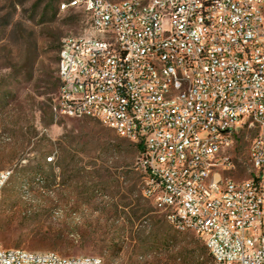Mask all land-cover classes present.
<instances>
[{
    "label": "built area",
    "instance_id": "1",
    "mask_svg": "<svg viewBox=\"0 0 264 264\" xmlns=\"http://www.w3.org/2000/svg\"><path fill=\"white\" fill-rule=\"evenodd\" d=\"M92 2L93 34L60 48L68 64L59 72L67 82L59 85L58 111L82 110L80 119L99 120L141 145L144 197L169 224L195 225L217 264H264V0H161L145 26H137V11H151L153 0L149 9H142L141 0L124 8ZM162 2H170V10H162ZM245 5L263 7V15H247ZM161 12H169V19L161 20ZM107 14H114V25H107ZM90 20H100L101 30H93ZM99 33H108V41L109 34L118 35L112 53H105ZM162 43H169L168 73L175 74L168 81L171 92L172 83L184 82L182 65L196 75L195 93L172 92L181 97L178 108L162 101L160 86L152 87L153 47ZM73 52L82 54L84 74L71 65ZM172 52H181V60L172 59ZM171 62H178V70H171ZM71 83L84 87V101L76 100ZM199 87H206L205 96H198ZM60 103H70V110H60ZM117 114H124V122H117ZM243 127L256 131L249 148L253 178L236 185L226 173L236 169L232 150ZM188 149H196V159L188 158ZM220 149H227V158L212 159ZM191 162L199 163V174H192ZM10 174L0 171V199ZM150 186L159 187L158 197L150 196ZM0 264H99V257L63 262L57 253L33 257L0 245Z\"/></svg>",
    "mask_w": 264,
    "mask_h": 264
},
{
    "label": "rangeland",
    "instance_id": "2",
    "mask_svg": "<svg viewBox=\"0 0 264 264\" xmlns=\"http://www.w3.org/2000/svg\"><path fill=\"white\" fill-rule=\"evenodd\" d=\"M64 2L0 0V171L11 172L0 200V244L104 264H204V239L173 228L144 197L133 143L99 120L58 111L61 45L93 34L90 15L64 11ZM255 136L239 130L236 169L226 176L251 177ZM66 152L80 173L66 166Z\"/></svg>",
    "mask_w": 264,
    "mask_h": 264
},
{
    "label": "bare ground",
    "instance_id": "3",
    "mask_svg": "<svg viewBox=\"0 0 264 264\" xmlns=\"http://www.w3.org/2000/svg\"><path fill=\"white\" fill-rule=\"evenodd\" d=\"M80 3H75L76 0H70L66 3L69 5L62 4V10L70 9H83L94 19V11L96 9V2L92 0H80ZM111 1V0H107ZM114 8H124L126 4H130L131 0L122 1V2H113L111 1ZM158 3H161V0H153L151 2V11L148 10H139L137 11V26H145V18H152V11H158ZM178 4H186V0H178ZM142 9H149L150 0H141ZM162 10H170V2H162ZM245 12L249 16L263 15V7L245 5ZM169 12H161V20H168ZM107 25H114V14H107ZM92 29L101 30L100 20H92ZM71 41L83 42L82 36H70L64 39L63 44H68ZM99 41H103V49L105 53H112V42H118L117 34L108 33H99ZM169 43H162L158 47H153V56H156V71H155V80H152V87L160 86V95L162 96V101L164 103H170V108H178V105L181 104V97H172L173 93L182 94H193L197 90V80L195 73H191L190 65H182V77H184V82L172 83V92L171 88L168 85V81H175V74L168 73V59H170ZM172 59L181 60V52H172ZM82 54L80 52H73L71 55V65H77V74H84V65H81ZM62 64H68V56H63V52L60 51V60L58 66V73L61 72ZM171 70H178V62H171ZM60 84H66L67 74L59 73ZM71 93L76 94L77 101H84V87L78 83H71ZM206 95V87L198 88V96ZM60 110H70V103H60ZM66 116L68 117H82V110H72ZM117 122H124V114H117ZM188 158L196 159V149H188ZM227 158V149H220L218 152H212V159H226ZM56 159L46 158L48 164L54 163ZM192 174H199V163L191 162ZM11 175V174H10ZM253 178V169H251V177L246 180L236 181V185H245L246 183H251ZM9 178H5L2 183V190L7 184ZM150 196L158 197L159 196V187L150 186ZM1 200V199H0ZM173 228L179 232H194L195 225L191 224H178L170 223ZM1 245V244H0ZM20 254L24 255H33V257H43V256H54L56 252H32L22 249H16ZM209 253L210 250L208 249ZM58 254V253H57ZM59 259L63 262H74L75 257H64L58 254ZM217 264V260H214ZM99 264H104L102 259L99 258Z\"/></svg>",
    "mask_w": 264,
    "mask_h": 264
},
{
    "label": "trees",
    "instance_id": "4",
    "mask_svg": "<svg viewBox=\"0 0 264 264\" xmlns=\"http://www.w3.org/2000/svg\"><path fill=\"white\" fill-rule=\"evenodd\" d=\"M59 84H60V79H59ZM133 146H134L135 150L137 152H139V154H140L142 151V146L141 145H135V144H133ZM75 157L76 156L74 154H72L70 152H68V153L66 152L63 160L66 163L67 167H70L71 165H73L72 170L75 171V173H80L82 170L80 168H78L79 162L74 159ZM68 159L69 160L71 159V160L68 161ZM201 258H202V261L204 262V264H215V261H214L212 255L210 253L203 252L201 255Z\"/></svg>",
    "mask_w": 264,
    "mask_h": 264
}]
</instances>
